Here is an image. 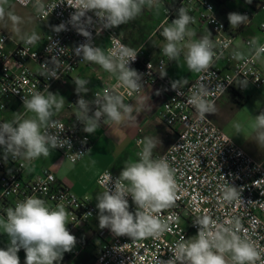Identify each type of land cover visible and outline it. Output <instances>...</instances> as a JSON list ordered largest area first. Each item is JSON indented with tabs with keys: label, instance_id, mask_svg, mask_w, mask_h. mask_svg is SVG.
Segmentation results:
<instances>
[{
	"label": "built area",
	"instance_id": "1",
	"mask_svg": "<svg viewBox=\"0 0 264 264\" xmlns=\"http://www.w3.org/2000/svg\"><path fill=\"white\" fill-rule=\"evenodd\" d=\"M24 8L33 6L34 0H16ZM49 16L36 12L38 21H48L49 28L41 41L28 45L22 40L17 45L8 49L10 35L0 30V123L6 122L5 114L13 111L15 105H23V97L30 98L37 91H50L57 83H66L73 70L81 63L88 61L75 55L74 49L87 42L86 38L78 34L76 29L68 23L74 9L62 0H42ZM163 6L164 19L154 29L150 37L160 36V25L165 21L171 23L177 18V10L184 7L195 18V23L190 24L202 30H208L212 41L216 44V51L223 55L214 60L211 69L203 73H195L194 78L182 88H178L181 95L171 88V79L166 75L161 78L160 73L167 72L168 65L172 62L160 50L157 57L147 53L143 46L136 48L137 58L130 64L131 68L141 74L143 87L129 95V89L120 87L116 91L126 96L140 95L145 88L163 87L167 90L166 99L162 105L161 118L175 134V140L170 147L156 159L164 157L174 170L178 185L175 204L163 209L158 215L169 224L171 231H166L159 239L152 237L132 240L128 236H111L107 228L100 229L99 221L95 230L98 244L95 247L94 262L96 264H156L158 260L167 261L173 257V250L181 237L189 239L191 234L198 233L199 226L196 221L205 216L214 223L210 230H215L216 225H224L235 229L238 221L240 229L238 234L247 237L261 253L257 264H264V165L256 161L228 137L205 114L201 118L196 109L187 101L196 85L203 83L209 89V101L216 103L228 92L242 94L248 87L260 88L264 86V72L259 67V58L249 50L250 39H243L244 46L249 50L241 60L233 58V51L241 52L234 44L236 30L229 28L228 24L215 15L213 0H160ZM57 5L55 8L54 6ZM243 15L251 19L257 12L264 13V0H244ZM54 8V9H53ZM53 9V10H52ZM52 11V12H51ZM93 23L88 26L92 34L94 46L101 47L107 52L114 47V40L126 44L118 34L117 28L104 29L94 13L89 12ZM65 23L66 31L59 33L53 31V26ZM166 26V25H165ZM264 31V24L260 25ZM97 29H100L97 35ZM225 41H231L228 48H223ZM55 44V45H53ZM264 44V43H262ZM127 45V44H126ZM48 49V51H47ZM27 52L26 56L22 53ZM264 56V54H261ZM53 57V59H52ZM151 67L148 68V65ZM55 70L59 78H51L50 73ZM247 79V87L238 85L240 79ZM113 85L105 86L90 96L83 97L93 100L99 93L101 96L106 89ZM222 83L225 91L215 86ZM79 96H72L68 107L77 109L75 105ZM79 111V110H78ZM95 106H92V112ZM90 112L89 115L92 113ZM59 121L64 126L60 133L59 127L49 128L48 131L59 134L61 139L67 138L71 148H56L62 157L71 164L79 162L88 152L91 138L83 131L84 125L75 117L72 121ZM229 141V142H227ZM76 153H83L74 156ZM27 160L8 156L4 159V148L0 146V214L4 217L5 209L14 207L19 201L28 196H37L44 199L50 207L62 204L68 211L67 228L73 235L86 228L97 215L95 207L87 197H79L69 186L57 181L55 175L42 170L34 177H28ZM110 172L113 179L118 177L110 170H104L97 179L101 186V179L106 172ZM237 188L238 196L232 201L224 199L225 187ZM111 187V185H110ZM240 194V195H239ZM129 211L135 213L136 205L131 197ZM90 213V215H88ZM183 220L189 225L184 229L179 221ZM232 221V224H226ZM85 240H79L76 248L68 254L72 262L85 250ZM226 260L231 264V253H225Z\"/></svg>",
	"mask_w": 264,
	"mask_h": 264
},
{
	"label": "clouds",
	"instance_id": "2",
	"mask_svg": "<svg viewBox=\"0 0 264 264\" xmlns=\"http://www.w3.org/2000/svg\"><path fill=\"white\" fill-rule=\"evenodd\" d=\"M65 2L74 9L68 23L87 41L74 49L75 55L82 57L84 61L100 65L106 72L114 75L118 82L112 89H106L102 96L97 93L95 98L89 101L82 95L89 91L87 88L89 80L82 78L73 80L76 86L75 92L79 96L75 104L79 110L76 118L84 125L83 131L94 134L105 117L117 124L125 119H135L132 116L133 107L124 104L123 94L116 90L123 87L129 89L131 95L133 91H139L143 87L140 82L141 74L130 67V64L136 60L138 52L115 40V37H113L114 47L107 52L101 47L94 46L92 34L88 31V26L92 25L93 20L91 16H87V13H94L102 27L110 29L134 21L145 6L159 7L160 0H62L61 3ZM251 2L252 0H247V3ZM6 5L8 0H0V20L7 16L14 25H18L21 17L6 11ZM33 7L37 13L49 16L42 0H34ZM228 20L233 28L239 27L249 19L246 15L233 12L228 14ZM194 23L195 18L183 6L180 7L176 19L171 23L165 21L160 25L162 29L160 35L165 41L161 51L169 61H177L183 54L191 72L203 73L211 69L214 60L220 59L223 52L217 54L211 34L199 39H191L196 33L189 28V25ZM66 30L65 23L53 26V31L57 33ZM99 32L100 29H97V35ZM186 37L189 38L187 41ZM22 39L26 44L33 45L40 40V37L33 32L31 35H24ZM230 44L231 41H225L223 48H228ZM249 50L259 58L264 54V44L259 43L258 37H253L249 41ZM22 55L26 56L27 52H23ZM233 58L241 60L245 57L241 52L233 51ZM150 67L151 64L148 65V68ZM166 75V71L160 73L161 78ZM49 77L59 78L55 70L51 71ZM186 84V79L173 80L171 88L181 95L178 88ZM238 85L247 87L248 80L240 79ZM194 87L196 90L192 91L187 102L196 109L201 118H205L206 113L215 114L214 101L207 99L209 89L203 83ZM215 87L225 91L222 83H218ZM46 91L47 95L37 91L32 93L30 98L23 97V108L33 113L32 117L24 118L17 114L12 121L0 123V146L4 148L5 160L11 155L14 159L23 158L32 161L41 156L49 157L53 149L65 146L71 148L70 141L59 136L64 126L52 119L63 108L65 98L47 89ZM93 105L94 112H92ZM56 127L61 129L58 135L48 131L49 128ZM252 128L257 145L259 147L264 145V112L254 117ZM235 129L239 133L241 125L235 124ZM136 143L138 147L142 146L137 153L139 159L126 161L115 179L109 171L104 173L101 179V186L105 190L97 193L96 196L99 228H107L117 237L128 236L132 240L148 237L159 239L171 229L158 213L175 204L178 185L174 170L167 159L152 158L153 149L156 147L153 139L145 137L137 140ZM80 155L83 153L74 154V156ZM129 196L136 205L135 213L129 211L127 199ZM237 196V188L233 186L224 188L226 201L230 202ZM4 211L6 215L0 217V228L7 234L9 244L6 249L0 248V264H20L17 255L20 249L26 254L24 264H57L63 254L71 252L77 243V238L67 228L68 211L62 204L50 207L44 199L33 195ZM213 223L207 216L198 219L194 223L199 226L197 235L189 239L181 237L175 245L173 257L167 261L158 260L156 264H229L225 253H231V264H257L261 259V253L254 242L238 234L240 229L238 221L235 222V229L216 225L214 231L210 230V225Z\"/></svg>",
	"mask_w": 264,
	"mask_h": 264
},
{
	"label": "crops",
	"instance_id": "3",
	"mask_svg": "<svg viewBox=\"0 0 264 264\" xmlns=\"http://www.w3.org/2000/svg\"><path fill=\"white\" fill-rule=\"evenodd\" d=\"M30 8L36 12L33 6ZM262 13L263 12H257L251 19H249V21L241 24L239 27L232 28L229 26L228 22H226L229 28L236 30L237 35L234 44L243 54H247L249 52L242 42L243 39L258 37L259 43H264V31H261L259 28L261 24H264V17L261 16ZM215 15L220 20H222L216 8ZM48 28L49 22L47 24L46 31L42 34L39 41L44 38ZM189 28L194 30L196 33L195 37H192L191 39H199L200 37L208 35V30L198 29L190 25ZM120 36L124 38L123 32L120 34ZM10 37L11 39L7 44L8 49L14 48L17 43L22 41V39H13L11 35ZM152 37L149 36L147 39L142 41H134L133 39H130L129 41L124 42L127 44V46L133 49L143 46L147 53L151 54L155 58L159 55V52L165 41L162 36H158L159 41L155 44H152L150 47H147ZM187 39L189 38L186 37V41ZM179 59H184L183 54H181ZM178 60L172 61L168 65L167 76L172 81L177 79L183 81L186 79L188 83L194 78L195 73L188 69L185 61L178 64ZM259 67L264 72V56L259 57ZM75 78L89 80V83L87 84L89 91L86 94H82L85 96H90L94 92L101 90L107 85H113L117 81L114 75L106 72L98 64L91 62L79 64L73 70L66 83H57L53 85L49 91H53L54 94H58L65 98V104L59 113H57L56 117L65 122L72 121L78 113L76 108L73 109L68 107L70 98L76 95V86L73 81ZM157 92H159V95H157ZM166 96L167 90L163 87L145 88L143 92L137 96H126L123 94V103L133 107L132 116L135 117V119H125L118 124L107 120L106 117L101 120L100 127L96 129L95 133L89 134L91 138V145L89 148L90 151L88 150L87 154L77 164L73 165L71 169H78L84 166L87 167V169L94 168V183L99 188H101L97 184V179L104 170H110L112 173L119 176L126 161H136L139 159L137 153L141 150L142 146H137V140H142L145 137H150L153 139V141L156 143V147L153 149L152 154L153 159H156L160 154L164 153L175 140L174 132L164 124L161 118L162 105L166 99ZM241 96L242 98L246 99L245 104L242 106L238 104L239 96H237L236 93L228 92L224 94L215 103V114L207 113L209 119L220 128L217 122L218 117L228 107L234 113H238L240 110H248L249 108H252L250 109V122H254V117L259 115L260 112H264V86L260 88L250 86L245 90V92L241 94ZM16 107L17 105L14 106L13 110L16 109ZM9 113L11 114L12 111L5 114V117L9 116ZM240 147L253 159L263 163L264 165V145L259 147L254 140L253 144L252 142L244 141L241 143ZM66 162L68 161L65 160L57 151V156L53 160V174L55 175L57 181L61 184L69 186L71 190L79 197H87L97 211V215L89 223V225L74 235L77 238V241L85 240L84 244L86 248L84 252L73 261V264L76 262L77 264H81L83 262H89L90 260L89 256L86 255L87 249L92 247L95 252V247L98 244V240L94 235L98 222V209L96 207V196L98 192L96 193L95 190L91 188V186H86L83 189H77L78 183L70 179L68 171L66 172L63 170V165H65ZM41 169L42 168L32 167L27 164L28 177H34L38 175L41 172ZM111 236L115 235L111 232ZM94 252L91 255V259H93V261Z\"/></svg>",
	"mask_w": 264,
	"mask_h": 264
},
{
	"label": "rangeland",
	"instance_id": "4",
	"mask_svg": "<svg viewBox=\"0 0 264 264\" xmlns=\"http://www.w3.org/2000/svg\"><path fill=\"white\" fill-rule=\"evenodd\" d=\"M214 4L216 6V10L219 13V16L225 22H228L229 26L231 27L228 14L229 13H239L243 14L244 11V2L243 0H226L223 3L216 2ZM6 11H11L13 14L21 17V22L18 25H14L13 22L6 16L4 19L0 20V29L4 30L7 34H10L13 39L21 40L24 35H31L35 32L39 37L46 31L48 21H38L36 18V12L29 8L21 7L17 4L16 0H8V5H6ZM264 17V13L261 14ZM164 19L163 15V6L160 4L159 7H152L149 8L145 6L142 13L136 17V19L128 24H125V29L123 31V40L129 41L130 39L134 41L145 40L147 39L154 29L161 23ZM249 19V17H248ZM249 21V20H248ZM19 29V31H17ZM23 40V39H22ZM159 41L157 35L153 36L150 40L147 47H150L152 44H155ZM184 59H179V63H183ZM53 93V91H51ZM247 109V108H246ZM250 109L248 110H240L238 113H234L228 107L224 112L218 117V125L220 126L221 130L230 137L237 145L241 146V143L252 142L256 139L255 132L252 128V124L254 122L251 121ZM19 114L22 115L24 118L32 117L34 114L27 112L23 105H19L9 113V116H6V122L12 121L14 117ZM57 114L52 117V119L56 118ZM239 123L241 125V130L237 133L235 129V124ZM57 156V150H51L49 157H39L35 160L28 161L27 163L29 166L42 168V170H48L53 173V160ZM78 163V162H77ZM76 163V164H77ZM75 164H70L66 162L63 165V170L69 172L70 179L77 182V189H83L86 186H91L95 192L100 193L103 192L101 188H99L94 183V168L87 169V167L71 169ZM0 217H3L0 214ZM179 224L186 230L189 229V225L186 224L183 220L179 221ZM194 234H191L189 238L194 237ZM9 244V238L6 233H3V229L0 228V248H7ZM76 248V245L74 246ZM94 250L92 247L87 249L86 255L89 256V262H83L81 264H96L93 259H91V255L93 254ZM20 264H24L25 262V251L20 249L17 253ZM74 264H77L74 263Z\"/></svg>",
	"mask_w": 264,
	"mask_h": 264
},
{
	"label": "trees",
	"instance_id": "5",
	"mask_svg": "<svg viewBox=\"0 0 264 264\" xmlns=\"http://www.w3.org/2000/svg\"><path fill=\"white\" fill-rule=\"evenodd\" d=\"M215 1L219 2V3H223L226 0H215ZM124 29H125V24H122V25L118 26L117 27L118 34H121L124 31ZM236 95L239 96L238 104L240 106L244 105L245 102H246V99L242 98L241 94L236 93ZM57 264H73V262L71 260V257L68 254V252L63 254L62 259L60 261H58Z\"/></svg>",
	"mask_w": 264,
	"mask_h": 264
}]
</instances>
